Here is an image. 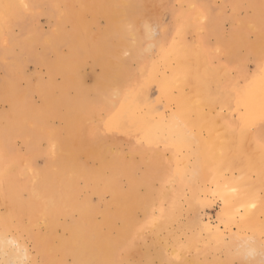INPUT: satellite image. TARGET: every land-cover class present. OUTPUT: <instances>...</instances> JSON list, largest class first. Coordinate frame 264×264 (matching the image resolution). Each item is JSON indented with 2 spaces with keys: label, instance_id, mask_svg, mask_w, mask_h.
<instances>
[{
  "label": "bare ground",
  "instance_id": "6f19581e",
  "mask_svg": "<svg viewBox=\"0 0 264 264\" xmlns=\"http://www.w3.org/2000/svg\"><path fill=\"white\" fill-rule=\"evenodd\" d=\"M55 1L65 11L56 14L57 23L52 30L55 35L42 39L48 46L65 47L66 52L56 55L54 62H46L49 76L38 86L42 104L21 102L18 91L13 89L7 97L10 114L0 115L1 124L7 118L6 128L0 127V200L4 201L0 205L5 203V210H0V264H65L64 258L72 264H153L154 258L166 264H180L174 252H166L154 240L143 243L141 230L148 226V208L142 207L144 217L137 219L134 212L138 197L133 184L126 190L118 188L117 180L120 176L127 177L130 164L113 147L110 138L127 134L130 128L137 132V137H144L151 130L164 141H173L177 135L195 140L189 151V183L202 191L207 189L204 184L212 181L222 192L219 195L225 209L220 213H229L238 228L245 230L239 235L231 233L229 243H222L217 227L214 231L210 225H202L203 230L216 234V248L226 257L211 263L183 259L185 264H233L232 256L240 257V264H264V239L259 237L264 219L255 216L264 198L250 191L253 188L250 186L258 183L251 182L248 189L245 186L248 172L256 171L257 179H264V155L255 150L243 155L235 146L225 151L214 147L215 143L210 146L217 149L200 145L225 125L233 128L239 121L232 118L234 104L242 105L246 112L264 115V79L259 83L246 81L243 91L233 98L212 99L209 84L212 81L219 84L222 75L212 69V59L207 56V39L214 36L217 42L214 50L224 51L225 61L245 62L244 59L252 57L256 68L264 71V0H222L233 10L224 19L229 20L227 30L220 29V8L209 5L208 0H179L186 7L182 12L176 9L170 13L167 24L173 22L176 29L172 34L163 27L160 18L166 0ZM31 2L0 0V40L6 35L5 26L19 24L16 8L29 9ZM240 2L248 4L249 15L238 16L234 11ZM98 16L105 19V24L94 31ZM65 20L72 22L73 30L61 27ZM189 33L193 35L191 39L187 38ZM249 33L255 35L251 40ZM146 38L150 39L147 43ZM167 39L171 41L169 51L163 44ZM118 47L129 55L117 56ZM148 52L156 53L157 59L151 54L147 59ZM130 59L140 65L138 70L129 68ZM84 63L100 69L90 86L85 85L79 72ZM223 64L219 65V74L231 67ZM54 74L62 75L71 85L72 93L66 94L63 85H54ZM131 76L129 87L123 89L121 86H126V78ZM134 93L137 96L132 103ZM257 97L260 101L253 103L252 99ZM218 104L226 107L223 112ZM127 106L131 108L124 112ZM118 111L127 113L121 128L114 121ZM53 117H59L63 126H45L44 121ZM241 117H247L245 112ZM28 125L32 137L23 138V142L36 150L21 154L12 147L10 139L22 134V128L25 130ZM254 125L255 136H264V119ZM201 129L206 131L205 136L193 134ZM42 135L46 140L41 141ZM36 157H44L45 167H36ZM226 157L230 159L229 169L241 168L238 175L216 173L219 169L212 171L211 163L224 161ZM141 179V183L146 182ZM79 181L98 200L104 199L103 193H109L102 207L99 201L92 205L90 198L82 197ZM224 184L229 189L226 194L221 189ZM233 201L237 211L230 210ZM191 222L177 221L178 228L169 230L167 235L176 240V231L188 229ZM207 240L206 236L195 235L185 249L194 248L197 242L208 249ZM135 253L138 260L131 258Z\"/></svg>",
  "mask_w": 264,
  "mask_h": 264
},
{
  "label": "rangeland",
  "instance_id": "374dc122",
  "mask_svg": "<svg viewBox=\"0 0 264 264\" xmlns=\"http://www.w3.org/2000/svg\"><path fill=\"white\" fill-rule=\"evenodd\" d=\"M31 3L32 4L29 5V9L21 7L16 8L17 18H20L18 19L19 21H16V23L19 24L10 23L9 27L5 26V30L7 29L5 31L6 35L2 36V39L4 37L3 40H0V115L10 112V103L7 100V97L12 94L13 91H18V96L21 98V102L30 101L36 106L42 104L43 98L40 94L38 86L40 82L45 81L49 76L48 70H46V62L48 60H51L50 62H54L57 56L66 52L65 47L63 48L57 45L58 48H60L58 49L56 45H54V47L48 46L42 39V36L49 35L51 37L55 35L52 33V30L54 29L53 27L55 22L57 23L56 14H59L60 10L61 12L65 11V8L61 7L55 0H32ZM208 3L213 7L220 8L222 14L220 18V29L227 30L229 28V20L224 19L226 15L228 16L233 12L232 7L230 5L223 4L222 0H208ZM185 7V3L182 4L179 0H166L165 5L161 7V22L164 28L167 27L169 34L176 32L173 22H171L170 25L167 24L169 23L167 20L171 16L170 13L172 10L176 9H180L179 11L182 12ZM237 7L238 8L234 11L238 13V16L242 15L243 17L244 15H249L248 12L250 9L248 8V4L246 2H240ZM191 15L193 16L192 20L196 21L195 15ZM104 24L105 19L98 16L92 29L96 31L98 27H104ZM61 27L65 31L73 30L72 22L70 20H65L61 24ZM262 31L264 32V29H262ZM192 36L193 35L189 33L187 38L191 39L190 37ZM248 36L249 40H251L255 35L253 33H249ZM145 41L147 43L150 39L146 38ZM146 43L145 47L147 46ZM170 43V39L163 42L166 50L168 51L172 48L169 46ZM207 44H209V46H207V56L212 59L211 67L216 71L217 75H222L220 76L221 80L218 82L219 84L216 85L214 81L209 84L210 96H212L213 100L219 99L220 97H224L225 99L233 98L238 92L243 91V88L247 84L246 81L251 82L253 80L254 83H259L264 79V71L259 67L256 68L257 66L252 60V57L244 59L245 62L225 61L226 54L224 51L219 52L214 50V45H217L214 36L208 37ZM54 48L56 49L54 50ZM240 49L242 53L243 49ZM147 54V59L150 58V54L157 59L156 53L148 52ZM116 55L123 56L129 55V53L127 54V52L124 51V48L118 47ZM12 62L14 63L13 65H11ZM221 63L230 64L231 67L227 69L225 73L219 74L221 72V67H219ZM128 66L132 70H138L140 68V65L135 61H131V59L128 62ZM99 71V67H94L91 63H84L79 69L83 82L87 86L93 84L94 74H97ZM52 76L54 85L57 87H61V85H63L65 88L64 92L66 94L72 93L70 89L71 85L64 81L62 75L54 74ZM132 76L126 78V86H121L123 89L129 87V81L133 79ZM13 81H15V83ZM136 96L137 93H134L132 96V103ZM89 98H91V96ZM258 101H260L259 97L252 99L253 103ZM215 102L219 103V101ZM131 106H127L128 110L125 109L124 112L129 111ZM204 107L205 106L202 108L206 109ZM218 107L222 112L226 108L222 104H218ZM233 108L234 114L232 115V118L237 117L239 119V121L234 124L233 128L226 125L223 127L221 125L223 128L201 141L200 145L206 147L208 146L210 149H217L214 147L218 146V148H225V151L232 150L233 146H235V150L243 155H248L253 150L261 152V154L264 155V136H261L260 138L255 136L256 131L254 123L257 122V120H255L256 116H253H259L260 114H258V112H246V109L244 111V107L238 104H234ZM240 109L242 112H240ZM243 112H245L247 117H241ZM125 114L127 113L123 114L118 111V116L114 118L118 128L123 127L125 123ZM6 119L7 118L4 119L3 124L0 123V127L7 123ZM44 124L47 127H62L63 121L59 117H53L49 120H45ZM4 128L6 127L4 126ZM22 130V134L12 135L13 137L10 139L11 145L12 147L15 146L21 154H26V151L28 153H33L36 149H34L33 146H25L23 142V138L30 139L32 137V130L29 125L25 127V130L23 128ZM147 131L148 132H145L146 134L144 137H137V132L130 128L127 134L120 133L116 139L110 138V141L114 142L113 147L120 151L121 155L126 156L130 164V170L127 173V177L120 176L117 180L118 188L126 190L130 183L133 184L136 193L135 196L138 197V201L136 202L137 210L134 212L137 219L142 220L141 218L144 217L142 207L148 208V217L146 218L149 221L148 226L141 230L144 236L142 239L143 243L150 244L154 240V242H157L160 247L166 249V252H174L177 258L176 260L180 264H185L184 260H190L196 263H211L217 259L222 260L226 256L222 250L216 248V234H214L213 231L209 232L207 230H203L202 225L208 224L214 229V231L217 227V231L222 237V243H229V236H231V233L239 235L241 232L245 233V230L238 228L235 223L236 221L232 219V216L229 213H220L221 210L225 209V204L219 195L222 194V192L212 184V181H208L204 184L207 189L202 191H197V187L194 188V185H192L193 182L192 184L189 183V172L191 169L189 151L194 147L195 144L193 141L195 140H189L184 136L177 135L173 141H164V139L159 137L157 133L153 134L151 130ZM198 132L202 136L206 135V131L202 129L193 134H197ZM228 132L232 133V136L228 135ZM213 135H215L216 138H213ZM40 138L41 141L46 140V136L44 135ZM214 139L216 140L214 141ZM260 139L261 141L258 143L257 141ZM213 143H215L216 146L211 147L210 145ZM229 160L230 159L226 157L224 161L219 159L218 163H211L210 166L213 168L212 171L216 172L219 169L216 173L220 172L225 175H238V171L241 168L237 167L238 169H229L227 167L229 166ZM220 161L223 163L225 162L224 167L223 163ZM34 163H36L35 165L38 168L45 167L44 157H36ZM38 164L39 166L41 164L42 165L39 167ZM256 173V171L248 172L249 181H245V186L248 189L247 185L251 184V182L258 183L256 186L251 185L250 187L253 188H250V191H254L255 193L258 192V197L262 196V198H264V179H257ZM141 178H145L146 182L141 183ZM79 184L82 197L87 196L90 198L89 201H91L90 203L92 205H95L99 201V206L102 207L103 203L110 196L108 192H105L103 193L104 199L98 200L96 195L85 191L83 182L79 181ZM221 189L224 194L229 191L225 184L224 187H221ZM77 198H79V196H77ZM232 199L233 198H230V200ZM1 202L4 201L0 200V203ZM237 209L238 207L233 201V203H231L230 210L237 211ZM259 209L260 211L257 212L255 216L256 218L262 220L264 219V203L260 205ZM0 210H5V203L0 205ZM179 211L182 214L178 215L177 212ZM66 220H68V216L66 217ZM190 220H192V222L190 223V227L188 229H185L184 231H176V240H172L173 237L171 234L167 235L169 230L178 228L177 221L180 223H188ZM195 235H197L198 238L199 236L201 238L206 236V239H208L207 241H210L209 248L203 249L200 242H197L194 248L185 249L188 240ZM259 237L261 240L264 239V229ZM29 248L33 252L32 247L29 246ZM138 257V254L135 253L131 258L138 260ZM154 260L153 264L165 263V261L163 262L162 260L156 258H154ZM63 261L65 264H72L70 259L64 258ZM231 261L233 264H240L242 259L237 256H232Z\"/></svg>",
  "mask_w": 264,
  "mask_h": 264
},
{
  "label": "crops",
  "instance_id": "0c3cea01",
  "mask_svg": "<svg viewBox=\"0 0 264 264\" xmlns=\"http://www.w3.org/2000/svg\"><path fill=\"white\" fill-rule=\"evenodd\" d=\"M240 112H242V110L240 109ZM255 117V120L260 121L264 119V115L263 116H258V115H253Z\"/></svg>",
  "mask_w": 264,
  "mask_h": 264
}]
</instances>
